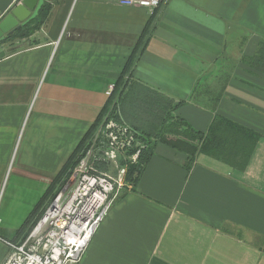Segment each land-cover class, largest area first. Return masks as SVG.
<instances>
[{
	"label": "crops",
	"instance_id": "crops-1",
	"mask_svg": "<svg viewBox=\"0 0 264 264\" xmlns=\"http://www.w3.org/2000/svg\"><path fill=\"white\" fill-rule=\"evenodd\" d=\"M46 3V18L41 9L0 47V194L7 177L20 189L3 204L0 237L25 238L17 232L137 50L135 91L181 102L174 116L198 132L220 116L259 138L241 171L204 153L190 160L154 139L163 123L151 104L123 100L154 148L79 264H264V0H162L154 13L117 0ZM0 251L4 264L1 240Z\"/></svg>",
	"mask_w": 264,
	"mask_h": 264
},
{
	"label": "built area",
	"instance_id": "built-area-1",
	"mask_svg": "<svg viewBox=\"0 0 264 264\" xmlns=\"http://www.w3.org/2000/svg\"><path fill=\"white\" fill-rule=\"evenodd\" d=\"M162 0H118L124 7L154 13ZM114 86L106 91L111 97ZM117 101L110 104L98 130L73 169L70 190L64 187L53 198L28 235L18 243L6 240L7 264H79L93 236L125 188L129 165L139 163L147 148L142 135L118 113ZM120 161L124 167L118 165ZM118 162V163H117ZM103 164L116 166L112 176Z\"/></svg>",
	"mask_w": 264,
	"mask_h": 264
},
{
	"label": "trees",
	"instance_id": "trees-1",
	"mask_svg": "<svg viewBox=\"0 0 264 264\" xmlns=\"http://www.w3.org/2000/svg\"><path fill=\"white\" fill-rule=\"evenodd\" d=\"M42 8L43 16L46 18L50 10V5L46 3ZM30 32L23 34V36L29 35ZM260 59L264 64V44L260 46L259 50ZM137 57V50L133 52L131 57L128 59L125 70L122 72L119 77L118 82L115 84L114 97L121 99L122 111L124 119L137 130L141 135L142 139L147 143L148 147L142 152L143 154L140 157V161L136 165H129L128 172L126 175V182L130 184H135L141 174L143 173L147 162L151 156V152L154 148V141L151 138L150 133L139 130V127L134 126L136 123L132 116L125 115V109H123V100L128 101L124 104H129L130 97L132 95H138V102L146 100L143 102L144 107L151 104V112L161 114L162 130L160 134L157 132L154 139L169 145L170 147L184 151L188 154V158L191 160L195 154L204 153L206 155L212 156L220 161L225 162L226 164L231 165V167L237 170H244L250 160V157L253 153V148L259 138V135L254 132H250L247 128H244L230 120L222 119L218 116L214 119L211 124V127L206 133L198 132L186 124L185 120H181L174 116L175 111L181 105V102L175 104L172 99L164 96L159 93H152L150 91L144 92L142 90L135 91V87L128 85L129 84V72L133 66L135 59ZM256 62V64H257ZM150 92V93H149ZM112 103L109 100L106 106L103 108L98 118L91 126L90 130L86 136L81 140L76 150L69 158L67 163L64 165L62 170L56 175L53 183H51L48 190L45 192L43 197L40 199L38 204L35 206L31 214L28 216L22 228L17 232L18 234H25V237L31 231L33 226L37 223L39 218L44 213V210L48 208L49 203L55 195L60 192L64 187H66L70 181V178L73 173V169L79 162L81 156L83 155L88 138L97 128L98 124L101 122V119L104 113L108 110L110 104ZM140 104V103H138ZM128 116V117H127ZM159 121V118L157 119ZM133 122V123H132Z\"/></svg>",
	"mask_w": 264,
	"mask_h": 264
},
{
	"label": "water",
	"instance_id": "water-1",
	"mask_svg": "<svg viewBox=\"0 0 264 264\" xmlns=\"http://www.w3.org/2000/svg\"><path fill=\"white\" fill-rule=\"evenodd\" d=\"M45 0H0V46L39 15ZM6 53L0 52V58Z\"/></svg>",
	"mask_w": 264,
	"mask_h": 264
},
{
	"label": "rangeland",
	"instance_id": "rangeland-1",
	"mask_svg": "<svg viewBox=\"0 0 264 264\" xmlns=\"http://www.w3.org/2000/svg\"><path fill=\"white\" fill-rule=\"evenodd\" d=\"M117 3H118V0H117ZM161 6V5H160ZM137 8V7H135ZM160 8V7H159ZM158 8V9H159ZM157 9V10H158ZM16 35H13L6 43L8 42H14V38H15ZM1 47V46H0ZM130 79V78H129ZM111 86H114L115 88V84H112ZM110 87V86H109ZM115 91V89H114ZM114 91H113V94L111 97H108V101L111 100L113 102L117 101L118 103H121V99H119L118 97H114ZM118 113H120V115L124 118L123 116V111H122V105L119 104V109H118ZM107 112L104 113V115L106 114ZM103 115V116H104ZM103 118V117H102ZM102 121V119H101ZM101 123V122H100ZM99 123V124H100ZM98 124V126H99ZM97 126V128H98ZM95 129L94 132L90 135V137L88 138L87 141V144L90 142V140L93 138V136L96 134L97 130L98 129ZM143 143H145L144 145L148 147L147 143L142 140ZM160 142V141H159ZM17 149H18V145H17V148H16V151L14 152L13 154V157L12 160H11V164H10V169L12 168V166L14 165L15 163V160L17 158ZM140 161V160H139ZM118 163V162H117ZM121 163H124L123 161H120V163H118V165L124 167L125 165H122ZM101 167V170L104 172V173H107V174H110L112 176H115L117 174V171L115 169L116 166H112V165H105L103 164ZM7 180H8V177L6 179V184H4V187L2 188L1 190V194H0V222H1V218L3 217V212H2V209H3V204H6L8 203L9 201H12L13 199H11L12 197H15L17 196V194L19 193L20 189L18 190L17 188H15L13 182L11 181L10 183H7ZM70 186H71V183L69 182L68 185H67V189L65 190L67 193H69V190H70ZM2 203V204H1ZM1 252V251H0Z\"/></svg>",
	"mask_w": 264,
	"mask_h": 264
},
{
	"label": "bare ground",
	"instance_id": "bare-ground-1",
	"mask_svg": "<svg viewBox=\"0 0 264 264\" xmlns=\"http://www.w3.org/2000/svg\"><path fill=\"white\" fill-rule=\"evenodd\" d=\"M57 194H58V193H57ZM57 194H56V195H57ZM56 195H55V196H56ZM54 198H55V197H54ZM0 240L6 243V241H4L1 237H0ZM4 264H7V260L5 261Z\"/></svg>",
	"mask_w": 264,
	"mask_h": 264
}]
</instances>
